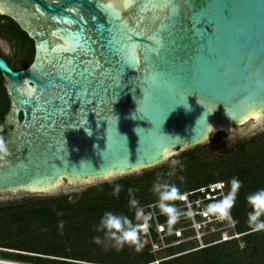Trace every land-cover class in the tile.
<instances>
[{
  "label": "water",
  "instance_id": "1",
  "mask_svg": "<svg viewBox=\"0 0 264 264\" xmlns=\"http://www.w3.org/2000/svg\"><path fill=\"white\" fill-rule=\"evenodd\" d=\"M0 16L33 45L24 69L0 57V193L154 167L264 117V0H0Z\"/></svg>",
  "mask_w": 264,
  "mask_h": 264
},
{
  "label": "trees",
  "instance_id": "2",
  "mask_svg": "<svg viewBox=\"0 0 264 264\" xmlns=\"http://www.w3.org/2000/svg\"><path fill=\"white\" fill-rule=\"evenodd\" d=\"M0 37L16 42L17 60L7 61L10 69L17 71L26 68L33 56L32 42L11 20L2 16H0ZM7 108L8 101L0 75V125ZM220 134V132L216 133L215 139H218ZM172 159L180 161L174 170L171 166ZM181 177L183 180L180 179ZM233 177L242 182L236 204L231 211V216L236 221L235 231L241 234L238 239L199 250H195L197 246L194 241H186L149 254L144 264H156L157 261L165 264L167 259L177 258L182 254H189L187 257L192 259L193 264H264V231L252 230L248 223L250 209L246 203V197L250 193L264 189V132L234 141L221 151L206 144L196 145L154 166L148 176L135 182L125 179H117L112 183L104 182L88 188L81 194L72 193L55 198L49 205L30 202L16 206L10 204L2 206L0 232L5 227H13L16 233L25 231L18 238H13L8 245L17 251L107 264L106 256L93 242V238L98 235L101 239L105 238L95 229L105 212L112 211L133 216L128 209L129 188L137 190L135 197L139 201L152 202L150 208L144 207L142 210L152 216L148 233L152 242H156L153 215L156 224L162 226L163 233L183 226V222L180 221L169 229L166 218L159 214L155 204L156 197L151 192L152 185L157 179L175 183L182 192L223 182L227 194L230 191L229 182ZM116 184L122 185L119 196L111 194ZM41 231L46 232L45 236ZM186 236L188 233L184 232L182 237ZM214 239L215 237L206 239L205 243H210ZM177 240L174 235L166 236L164 244L168 245ZM77 248H81L85 256L81 255L83 253L77 254ZM87 253H91L94 259L87 257Z\"/></svg>",
  "mask_w": 264,
  "mask_h": 264
},
{
  "label": "clouds",
  "instance_id": "3",
  "mask_svg": "<svg viewBox=\"0 0 264 264\" xmlns=\"http://www.w3.org/2000/svg\"><path fill=\"white\" fill-rule=\"evenodd\" d=\"M3 131V127L0 126V133H3ZM11 155L12 153L3 135L0 134V161H7V158ZM179 164V160H171L173 170ZM171 174L170 172L169 175ZM104 178L108 181L119 179L112 172L105 173ZM180 179L183 180V177ZM229 183L230 191L226 195H222L221 198L214 199L207 204L204 215L215 217L220 221L231 220V211L236 204L242 182L238 178L233 177ZM216 187L223 188L224 183L220 182ZM121 190L122 185L116 184L111 194L119 196ZM136 191L133 188L128 189V209L133 213V216L112 211L105 212L95 230L98 233H102L104 238L113 242V245L117 248L128 246L140 251L143 247L142 236L147 233L152 216L143 212L139 200L135 197ZM151 192L156 197V208L159 214L166 218L169 229H172L181 219L190 218L194 215L191 208L181 209L178 206V202L186 200L187 193L182 192L181 188L175 183L157 179L152 185ZM246 203L250 209L248 223L252 230L264 231V189L250 193L246 197ZM93 242L100 245L102 243L101 237L99 235L94 237Z\"/></svg>",
  "mask_w": 264,
  "mask_h": 264
},
{
  "label": "rangeland",
  "instance_id": "4",
  "mask_svg": "<svg viewBox=\"0 0 264 264\" xmlns=\"http://www.w3.org/2000/svg\"><path fill=\"white\" fill-rule=\"evenodd\" d=\"M0 48L5 52L6 56L10 61H16V57L18 55L16 42L15 40H7L0 41ZM243 128V126L238 127ZM264 132V117L259 119L248 131L246 132H236L235 129H231L229 132L223 131L220 132V137L215 139V134L208 140H206L202 144H206L210 148L215 150H223L230 143L248 138L252 135H256ZM218 133V132H217ZM201 145V144H200ZM176 155V154H175ZM144 168L140 169L128 174L118 176L119 179H125L130 182H135L138 179L144 178L149 175L151 169ZM117 180V179H116ZM115 181V180H114ZM114 181H108L106 179L97 180L91 182L89 184L85 183H62L58 188L48 191L42 192H11V193H0V207L6 206L8 204L16 206L22 203H30L34 202L37 204H50L53 199L67 195V194H81L83 191L88 188L95 187L104 182L112 183ZM140 206L143 209L144 207H151L152 202L139 201ZM154 222V221H153ZM16 227V226H14ZM13 227H5L4 230L0 232V264H95L88 263L79 260L60 258L54 256H42L37 253H29V252H21L12 249L8 245L11 243V240L14 238H18L24 232L19 231L16 233ZM39 231H37L38 233ZM43 235L46 232L41 231ZM45 236V235H44ZM102 243L97 245L99 250L106 256V260H108L107 264H144L146 261V257H149V254H154L156 251L153 249L152 240L148 238L147 233L142 236L143 247L140 251H136L132 247L125 246L123 248H117L113 245V242L101 239ZM76 253H83L81 248L76 249ZM85 256V253L81 254ZM88 255V256H87ZM189 254H182L177 258L167 259L165 264H193L192 259H189L187 256ZM87 257L94 259V256L91 253L86 254ZM165 260V259H164ZM162 261V260H161ZM160 261L155 262L156 264H160Z\"/></svg>",
  "mask_w": 264,
  "mask_h": 264
},
{
  "label": "built area",
  "instance_id": "5",
  "mask_svg": "<svg viewBox=\"0 0 264 264\" xmlns=\"http://www.w3.org/2000/svg\"><path fill=\"white\" fill-rule=\"evenodd\" d=\"M218 183L220 182L211 183L207 186L185 192L187 193V198L185 201L180 202L179 207L181 209L191 208L194 215L190 218L181 219L183 226L179 229L163 233L162 226L156 224L155 216L153 215V221L155 222L154 231L157 234V241L154 242L153 249L160 250L186 241H194L197 246L195 250H199L240 237L241 234L235 231L236 221L232 216L231 220L220 221L215 217L204 215L207 204L214 199L221 198L222 195H226L225 184L223 188H217L216 185ZM184 232L188 233V236L182 237ZM172 235L178 240L165 245L164 238ZM147 236L151 239L148 231ZM211 237H215V239L210 243H205V240Z\"/></svg>",
  "mask_w": 264,
  "mask_h": 264
},
{
  "label": "flooded vegetation",
  "instance_id": "6",
  "mask_svg": "<svg viewBox=\"0 0 264 264\" xmlns=\"http://www.w3.org/2000/svg\"><path fill=\"white\" fill-rule=\"evenodd\" d=\"M2 40L4 41V39L0 37V41H2ZM0 57L3 58L6 61V63H7V61L10 62V60L6 56L5 52L1 48H0Z\"/></svg>",
  "mask_w": 264,
  "mask_h": 264
}]
</instances>
